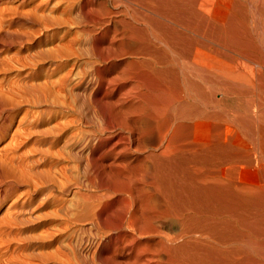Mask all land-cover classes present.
<instances>
[{
	"label": "bare ground",
	"instance_id": "6f19581e",
	"mask_svg": "<svg viewBox=\"0 0 264 264\" xmlns=\"http://www.w3.org/2000/svg\"><path fill=\"white\" fill-rule=\"evenodd\" d=\"M63 1L0 0V264H264L243 6Z\"/></svg>",
	"mask_w": 264,
	"mask_h": 264
},
{
	"label": "rangeland",
	"instance_id": "374dc122",
	"mask_svg": "<svg viewBox=\"0 0 264 264\" xmlns=\"http://www.w3.org/2000/svg\"><path fill=\"white\" fill-rule=\"evenodd\" d=\"M65 1V0H64ZM64 1H63V3H64ZM236 2H238L239 4H240V6L243 8V10L245 11V14H246V24H248L249 23V25L250 26H248V27H250V31H253V32H251L252 34V37H254L255 39V44H256V47L258 48V50H254L255 52H253V50L251 51V56H253V57H251V58H253L252 59V63H254L255 65H257L256 64V62L257 63H259L260 65H262V67L260 68V67H258L261 71H263L264 72V57H262L263 55H264V40H262V38H263V34H264V32H263V30H264V0H254V1H256V2H254L253 0H235ZM247 1V2H246ZM253 3H252V2ZM241 2V3H240ZM243 2V3H242ZM249 3V4H246V3ZM260 4H259V3ZM251 3V4H250ZM253 4V7H251V5ZM244 5H246L245 6V8H244ZM247 5H249V6H247ZM259 5V6H258ZM256 6H258V7H256ZM254 7H256V9L254 8ZM252 10V9H254L253 11H249V10ZM248 10V11H247ZM256 10L258 11V12H256ZM259 10H262V11H259ZM247 12V13H246ZM249 12V13H248ZM253 13V14H252ZM258 13H260V14H258ZM263 14V17H262V14ZM252 14V15H251ZM72 17H74V16H72ZM263 19H262V18ZM61 19H63V17H60ZM260 18V19H259ZM249 20V21H248ZM256 22H254V21ZM257 20V21H256ZM250 21H252L253 23H255V24H252V22H250ZM252 24V25H251ZM259 24V25H258ZM64 23L62 24V26H61V29H59L56 33L57 34H54L50 39H52L54 36H56V37H61V36H63L64 35V33L66 32V30H67V28L66 27H64ZM258 26H260L261 28H262V31L261 30H259V29H261L260 27H258ZM64 28H65V31H64ZM252 28V29H251ZM258 28V29H257ZM61 30H63V31H61ZM73 31H77V29L76 28H74V29H72ZM258 30V31H257ZM64 32V33H63ZM260 32V33H259ZM262 32V33H261ZM258 34H260V35H258ZM261 34H262V36H261ZM59 35V36H58ZM257 35H258V37H257ZM260 36V37H259ZM264 39V38H263ZM50 45V46H49ZM0 47H1V42H0ZM9 48V49H8ZM46 49H48L49 50V48L51 49V44H48V45H46V47H45ZM9 51V50H15V49H18V48H12V47H10V46H7V48L5 47V48H2V50H4L5 51V53L3 52V55H6V54H10V52H7V50ZM257 51V52H256ZM7 52V53H6ZM254 55H253V54ZM260 54V55H259ZM263 54V55H262ZM257 55V56H256ZM259 56V57H258ZM256 57V58H255ZM258 58H259V60H258ZM257 60V61H256ZM254 61V62H253ZM241 62V63H240ZM242 60H240L239 61V67L238 68H240V72H244V71H246L245 69V67L246 66H248L249 68H254V70H255V68L257 69V66H255L254 64H252L251 62H248L249 63V65H248V63L247 62H243V64H242ZM241 65V66H240ZM244 65H246V66H244ZM253 65V66H252ZM263 68V69H262ZM262 72V73H263ZM263 85V86H262ZM262 85L260 84L258 87H254L253 88V90H252V92H250V94L252 93V95H248V96H246V97H244L243 95H239L240 97L239 98H237V100L236 101H239V102H236L237 104H239V105H235V108H236V110H237V112H238V114H243L242 112H244V111H242V110H244V109H247L248 108V112H247V114L249 113V115H250V118H251V120L254 122V119L252 118V117H255V115H256V117H255V123H253L252 124V128H253V134H255L256 135V130H260L259 131V134H262V135H264V124L263 125H261V126H263V128H261L260 127V123L262 124V123H264V116H261L262 118H263V120H261L262 118L260 117V115L259 114H261V115H263L264 114V108H262L261 106H259V107H261V108H258V109H256L258 106L256 105L257 104V102L255 101V100H257V98H258V102H259V99H260V101L261 102H259V103H264V102H262L263 101V99H264V80H263V83H262ZM262 86V87H261ZM258 89V90H257ZM261 89V90H260ZM255 90V91H254ZM259 93H258V92ZM261 92V93H260ZM254 93L256 94V93H258V94H256L257 95V97H256V95H254ZM251 96V97H250ZM243 97V98H242ZM248 98V99H247ZM245 101H244V100ZM247 99V100H246ZM254 101H255V104H254ZM235 103V104H236ZM243 103H245V104H243ZM226 104H224V106H225ZM242 105V106H241ZM243 105H245L246 106V108L243 106ZM254 105V106H253ZM260 105H262V104H260ZM239 108H238V107ZM256 106V107H255ZM263 107H264V104L262 105ZM242 109H241V108ZM238 108V109H237ZM256 110H257V112H258V116H257V112H256ZM251 111V112H250ZM261 111H263L262 113H261ZM256 112V113H255ZM251 113V114H250ZM254 114V115H253ZM252 115V116H251ZM257 118V119H256ZM258 118L261 120L260 122H258L257 123V121H259L258 120ZM251 121V122H252ZM263 121V122H262ZM259 124V125H257V124ZM256 125V126H255ZM255 127V128H254ZM255 129V130H254ZM262 129V130H261ZM255 131V132H254ZM257 133H258V131H257ZM259 134H257V136L259 135ZM254 135V136H255ZM257 136H255V138L257 137ZM255 151H256V149H254ZM254 155V156H253ZM252 155V158H251V160L252 161H250L251 163H252V165H251V163L249 164V163H247V164H249V165H247L246 163H244V162H242V163H240L239 165H241L240 167H239V169H238V171H239V173H238V175H240V172L242 171V174L244 175V173H245V175L246 174H248L249 172H248V170H250V172H253V175H252V173H249V175H248V177L246 176V179H245V176H243L242 174V176L244 177V179L242 178V176L240 175V180H249L250 178L252 179H250L251 180V184L252 185H257L258 187H260L261 189H262V186L264 187V174H263V172H264V169H263V165H261V163L262 164H264V161L263 162H260L259 163V161H256V160H258V156H257V151L254 153ZM258 165H256V164ZM245 164H246V166H248L249 167V169H248V167H244L245 166ZM250 166H252L251 168H250ZM253 166H254V168H253ZM260 166V167H259ZM263 166V167H262ZM245 169H244V168ZM259 167V168H258ZM256 168V169H255ZM260 172H259V171ZM259 172V173H257V172ZM259 175H261V176H259ZM248 178V179H247ZM255 178H257V179H255ZM253 179H254V181H253ZM256 180H257V182H259L260 184H257V182H256ZM250 182V181H249ZM253 182V183H252ZM254 183H256V184H254ZM260 185H262V186H260ZM256 186V187H257ZM263 191H264V188H263ZM83 193V190L77 195L78 196V198H76L75 197V199H77V200H74V202L75 203H78V204H80L79 203V199L81 200L82 199V203H83V201H84V199L83 198H81V196H80V194H82ZM86 192H84V194H85ZM58 194H55V196L57 197V198H59V199H61L62 197H63V199H65L64 198V196H62V197H59V196H57ZM80 197V198H79ZM77 201V202H76ZM90 201L91 200H87L86 202H88V203H90ZM81 203V204H82ZM33 207H35V205H33ZM79 210L78 211H76V213H75V216H77V215H80L79 216V219L80 220H83V218L84 217H86L87 216V214H86V212H84V211H82L80 208H78ZM4 210V209H3ZM3 210H1L0 212H3ZM46 211H47V209H45ZM38 211V212H37ZM35 212V213H34ZM33 212V210H32V212H31V215H30V219H34L33 217L35 216V218L36 217H38V214H41L42 212H44V210H35ZM78 212V213H77ZM80 213V214H79ZM82 213V214H81ZM1 214V213H0ZM77 214V215H76ZM81 215H83V216H81ZM76 218V219H75ZM74 218V221L75 220H77V218H78V216L77 217H75ZM79 219L77 220V221H75L74 223L76 224H80L81 222H83V223H86L85 221H79ZM35 220V219H34ZM38 221V220H37ZM36 220L34 221L35 223H33V227H32V232L30 231L29 232V234L30 235H36V236H34V237H38V234H40L39 233V231H40V227H39V221L37 222ZM49 221V219L46 221V224H47V227H49V228H51V227H53L52 225H51V223H50V221ZM82 223V224H83ZM35 225V226H34ZM51 225V226H50ZM38 228V229H37ZM52 229V228H51ZM35 232V233H34Z\"/></svg>",
	"mask_w": 264,
	"mask_h": 264
}]
</instances>
